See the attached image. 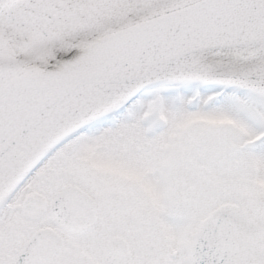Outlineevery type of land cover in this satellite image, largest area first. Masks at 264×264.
<instances>
[{"label": "snow or ice", "instance_id": "obj_1", "mask_svg": "<svg viewBox=\"0 0 264 264\" xmlns=\"http://www.w3.org/2000/svg\"><path fill=\"white\" fill-rule=\"evenodd\" d=\"M0 264H264V0H0Z\"/></svg>", "mask_w": 264, "mask_h": 264}]
</instances>
